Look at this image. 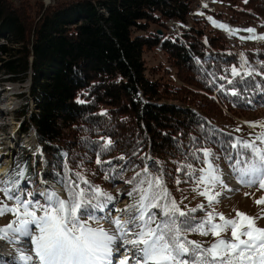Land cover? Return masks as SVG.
Returning a JSON list of instances; mask_svg holds the SVG:
<instances>
[{
	"label": "trees",
	"instance_id": "1",
	"mask_svg": "<svg viewBox=\"0 0 264 264\" xmlns=\"http://www.w3.org/2000/svg\"><path fill=\"white\" fill-rule=\"evenodd\" d=\"M218 1L240 2L238 18L264 17V0ZM192 3L75 0L44 8L43 2L0 0V41L5 39L0 42V74L12 80L31 74L30 96L38 111L31 113L23 130L35 127L47 163L60 171L68 153L69 167L103 189L153 161L184 180V174L175 171L184 159L177 142L187 152L199 146L192 137L208 132L215 139L200 143L230 165L221 145L237 136L226 123L264 107V45L231 46L206 17L196 18L191 28L182 26L180 34L168 33L167 21L185 23ZM159 45L181 83L149 77L144 53ZM241 57L255 72L236 97L231 95L233 85L221 77L240 79L230 75V68L238 66ZM22 110L29 112L28 107ZM109 138L112 150L101 159L123 164L118 158L124 156L132 162L122 178L112 182L104 178L112 175L110 166H98L95 152L89 150L92 142ZM185 162L202 166L191 155ZM168 187L181 201L194 188L191 182L177 186L171 180Z\"/></svg>",
	"mask_w": 264,
	"mask_h": 264
},
{
	"label": "snow or ice",
	"instance_id": "2",
	"mask_svg": "<svg viewBox=\"0 0 264 264\" xmlns=\"http://www.w3.org/2000/svg\"><path fill=\"white\" fill-rule=\"evenodd\" d=\"M219 27L230 35L239 31ZM243 31L249 35L241 39L264 41V34H257L255 28ZM247 66L248 60L241 57V63L230 68V75L240 79L221 77L233 85L231 95L239 97L238 89L253 76L255 70ZM246 123L254 130V139L237 137L221 145L231 161L230 172L217 163L220 154L204 146L215 139L204 132L201 138H191L199 146L187 152L177 142L184 159L177 162L175 171L186 179L173 176L156 161L145 163L124 181L130 186L125 193L130 202L124 208L116 206L119 194L113 195L70 168L68 153L63 154L65 162L55 173L54 184L44 179L40 189L24 187L26 164L18 171L0 174V217H13L0 227V239L19 248L7 264H264V228L257 223L264 215L253 217L237 210L235 217H227L215 208L221 202V190L228 189L233 179L246 187L264 189V121ZM112 146L109 138L92 142L89 148L98 166H110L112 175L104 177L110 182L132 167L124 156L118 158L123 164L101 159ZM189 155L202 166L185 162ZM169 180L177 186L191 182L206 203L183 205L169 189ZM256 203L264 204V197ZM201 212L203 216L198 215ZM192 235H211L214 240H192Z\"/></svg>",
	"mask_w": 264,
	"mask_h": 264
},
{
	"label": "rangeland",
	"instance_id": "3",
	"mask_svg": "<svg viewBox=\"0 0 264 264\" xmlns=\"http://www.w3.org/2000/svg\"><path fill=\"white\" fill-rule=\"evenodd\" d=\"M14 1L16 3H20L21 1H29L32 4H35L37 2H43V0H14ZM72 1H75V0H55L54 5L62 3V2H72ZM207 1L208 0H206V2ZM193 2L195 3V0H193ZM194 3L192 7L194 6ZM54 5L51 4L50 6H54ZM210 5H215V4H210ZM216 6H217V10H214L213 12L205 10L198 15L199 17H206L207 19L211 18L209 19V22L213 26L219 28L221 34L223 31L222 30L223 28L219 27V25L221 24L225 25L227 28L239 30V31H236L234 35H230L228 31L224 29L226 32V36L225 37L222 36V37L226 39L231 46L235 44H239V45H244L245 47L254 48V47L264 45V41L241 39V37H246L249 35V33L243 31V29H246L249 27L255 28L257 34H264V17L257 19V20L247 19L245 17L238 18L236 15V10L241 8L240 2L232 3L229 1H218ZM44 8H47V7L44 6ZM191 16L192 14L190 13L185 23H182L175 19L168 20L166 23L168 33L180 34L182 26L185 28H191L194 20L198 18V17L193 18ZM171 20L178 22V24L175 22H170ZM144 59L148 67V75L150 78L161 79L164 82H170V83H175V84L180 82L178 81L177 77L174 75L173 68H170L167 62V57L165 53L162 51L161 45H159L158 47H155L151 51H146L144 53ZM169 68H170L171 73L169 72L167 73V69ZM1 74H0V85H1L0 86V96L2 97V92L7 91V93H11L15 91L16 93H18L15 96L17 99L16 98L15 99L17 103L19 104L21 103L20 104L21 108L15 113V117H14L17 120L16 124L17 125L19 124L18 127L20 129L19 130L20 132L18 134V137H20L21 140L18 143V146H16L17 149H15V152L11 156L12 157L11 160L12 159L13 160H12L10 171L12 172L18 171L20 167H23L26 164L27 172H26V182L24 183V187L28 188L29 190L40 189L42 177H46L50 183L52 182L54 183V181L56 180L54 178V174L59 171H57L54 168V165L52 163H47V161L43 157L42 150L39 151L40 142L38 141L39 140L38 136H37L38 140L35 142L33 147L31 146V149L30 147H25L26 144L24 143V139L27 133L28 134L30 133L29 137H33V135L36 132V131L34 132V129L31 128L32 125L30 126L29 130L27 131L23 130V127L26 126L25 121H28V117L26 114L31 113V105L34 106L31 103V100L29 98V92H27L28 90L25 87L26 84H21L25 82L26 79L22 80V78L21 79L18 78L16 80H12L11 78H9L10 75L5 74L3 72ZM34 103H35V109H36V102ZM26 107H28L29 109L28 113H24L22 110V108L25 109ZM4 112L6 111H0V141H2L0 145H1L2 150H5V149L7 150L6 147L8 146V143H7L8 141L6 138L9 135L8 133L11 132L12 127L11 125L5 124L7 122L11 124V120L9 118V115H7V112L6 113ZM5 119H8V120H5ZM253 121H264V107L259 110L250 111L242 115L236 116L234 118V121L226 123V127L230 131L235 133L237 137L241 139H245V140H250V139H254L255 132L252 128L248 126L246 122H253ZM237 128H239L240 131H236ZM255 131H259V129ZM4 163H5V157L2 156L0 157V166H3ZM217 163L220 165L222 170H225L226 172L227 171L230 172L229 165H227L223 159L220 158L217 161ZM228 185H229L228 189L221 190L223 192V195L221 197V202L215 205L217 212L224 213L225 216L227 217H235L237 210L244 212L253 217L264 215V204L258 205L256 203L257 200L264 197V189H261L257 186L246 187V186L240 185L235 179H233V181L232 180L229 181ZM129 189H130V186L125 182L119 183L111 187H106V190L112 193L113 195L119 194V203H117L116 205L118 208H124L125 205H127L130 202L129 198L125 195V193ZM229 189H232V190H229ZM0 199H3L2 193H0ZM183 200H184L183 201L184 205H188L189 207H196L202 202L206 203V198L199 196L198 192L194 191V188H193V192L187 196V199L184 198ZM198 214L199 216L204 215V213L202 212ZM11 219H13V217L10 214L5 215L4 217H0V227L6 225ZM257 223L259 227L264 228V219H259ZM104 227L107 228L108 225L105 224ZM190 239L197 240V241H204L207 243H211L214 240V238L211 235L207 237L199 236V235L195 237L191 236ZM1 240L2 239H0V241ZM1 245L2 247L0 248V253L5 254V256H7L10 251H14V249L10 250L9 243L4 240L1 241ZM8 260H9L8 257H4V255L2 256L0 255V264H7V262H9Z\"/></svg>",
	"mask_w": 264,
	"mask_h": 264
},
{
	"label": "bare ground",
	"instance_id": "4",
	"mask_svg": "<svg viewBox=\"0 0 264 264\" xmlns=\"http://www.w3.org/2000/svg\"><path fill=\"white\" fill-rule=\"evenodd\" d=\"M194 3V2H193ZM193 3H192V5H193ZM218 2H216L215 0H208L207 1V5H210V4H215V6H216V4H217ZM217 7V6H216ZM170 22H175V23H177L178 24V22H176V21H174V20H171ZM169 22V23H170ZM0 42H2V43H4L5 42V39H3V38H1V41ZM2 75V74H1ZM5 76V75H4ZM2 82V81H1ZM6 82V81H5ZM19 83V82H18ZM21 84H26V88H27V92H29V98H30V100H31V103L34 105V106H32L31 105V113L32 112H35V111H38V108H37V103H36V109H35V103L34 102H36V100L35 99H33L32 97H30V89H31V85H32V77H31V74L27 77V79H26V81L25 82H23V83H21ZM9 85V84H8ZM1 86V85H0ZM24 86V85H23ZM23 88V87H22ZM12 89V88H11ZM7 90V89H6ZM1 91H3V90H1ZM19 92V91H18ZM18 93H16L15 91L14 92H11V93H7V91L6 92H2V97L0 98L1 100V102H0V111H6L7 112V115H9V118H10V120H11V124H9L8 122L7 123H5L6 125H11V127H12V130H11V132H9L8 134V137L6 138L7 139V143H8V146L6 147L7 148V150L5 149V150H2V148H1V145H0V157H5V163L3 164V166H0V174H2V173H6V172H9L10 171V169H11V165H12V160H11V156H12V154L15 152V149H17L16 148V146H18V143L20 142V137H18V134H19V127H18V125L16 124L17 123V120H16V118H14L15 117V113L21 108V103L19 104V103H17V101H16V95H17ZM16 98V99H15ZM20 102H21V100H20ZM22 105H23V103H22ZM28 106V105H27ZM6 112H4V113H6ZM27 112V111H26ZM31 113H28V114H26L27 115V117H28V119L30 118V115H31ZM18 116H20V115H18ZM6 118H7V116H6ZM5 120H8V119H5ZM16 120V121H15ZM31 121V120H30ZM22 124V123H21ZM22 126V125H21ZM32 129H34V132L36 131L35 130V127L34 126H32L31 127ZM28 129V128H27ZM2 132V131H1ZM5 132V131H4ZM25 133V132H24ZM32 133V132H31ZM6 135V134H5ZM30 136V133L28 134L27 133V135H26V137H25V139H24V143L26 144L25 146L26 147H33V145L35 144V142L38 140L37 139V135L36 134H34L33 135V137H29ZM2 143V141H0V144ZM38 144H39V142H38ZM23 146V145H22ZM38 146V145H37ZM39 146H41V145H39ZM19 148V147H18ZM39 148V147H38ZM37 148V149H38ZM41 148V147H40ZM39 148V151H41V149ZM19 150V149H18ZM23 150V149H22ZM30 151V150H29ZM20 152H21V150H20ZM19 154V153H18ZM15 157V156H14ZM1 160H2V158H1ZM44 160V159H43ZM18 163V162H17ZM228 172V171H227ZM44 179H46L48 182H49V180L46 178V177H42V179H41V182H42V180H44ZM233 181V180H232ZM50 183V182H49ZM53 183V182H52ZM54 184V183H53ZM234 187V186H233ZM3 244V243H2ZM9 245H10V250H13L14 249V253H16L17 255L19 254V248L17 247V245H15V244H11V243H9ZM8 256V255H7ZM9 261V260H8Z\"/></svg>",
	"mask_w": 264,
	"mask_h": 264
},
{
	"label": "built area",
	"instance_id": "5",
	"mask_svg": "<svg viewBox=\"0 0 264 264\" xmlns=\"http://www.w3.org/2000/svg\"><path fill=\"white\" fill-rule=\"evenodd\" d=\"M54 1L55 0H43L44 2V6L48 7L51 4L54 5ZM205 5H207L206 0H195L194 6L191 7V14L193 18L195 17H199L198 14L202 13L205 10L211 11L213 12L214 10H217V7H215V5H207V7H205ZM225 28H223L222 30V36L225 37L226 36V32L224 30Z\"/></svg>",
	"mask_w": 264,
	"mask_h": 264
},
{
	"label": "water",
	"instance_id": "6",
	"mask_svg": "<svg viewBox=\"0 0 264 264\" xmlns=\"http://www.w3.org/2000/svg\"><path fill=\"white\" fill-rule=\"evenodd\" d=\"M159 33L161 34V33H162V31H161V30H159Z\"/></svg>",
	"mask_w": 264,
	"mask_h": 264
}]
</instances>
